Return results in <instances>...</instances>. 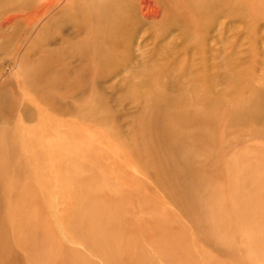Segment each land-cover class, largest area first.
<instances>
[{
  "label": "rangeland",
  "instance_id": "1",
  "mask_svg": "<svg viewBox=\"0 0 264 264\" xmlns=\"http://www.w3.org/2000/svg\"><path fill=\"white\" fill-rule=\"evenodd\" d=\"M14 1H0V24L18 17L0 26V264H38L47 252L55 256L39 264H174L172 254L264 264V250L228 220L250 192L247 183L238 201L230 195L244 167L259 172L264 199V0L210 9L192 37L171 25L155 40L141 20L130 61L105 74L75 51L87 53L91 30L61 24L102 0H34L56 6L31 26L7 13ZM251 100L255 113L236 118L233 108ZM169 113L182 130L177 150L162 136ZM200 126L213 143L189 138ZM104 200L137 228L132 258L107 235L90 238V209ZM97 213L107 230L112 220Z\"/></svg>",
  "mask_w": 264,
  "mask_h": 264
},
{
  "label": "bare ground",
  "instance_id": "2",
  "mask_svg": "<svg viewBox=\"0 0 264 264\" xmlns=\"http://www.w3.org/2000/svg\"><path fill=\"white\" fill-rule=\"evenodd\" d=\"M252 1V5H254L256 0ZM66 4H69L67 5L69 8H73L76 3L74 4V0H72ZM84 4L85 6L83 12L78 10L75 18H65V22L62 21L61 24L72 22L74 27H82L86 25V28L88 27V29L91 30L93 35L90 36L91 42L90 40L87 41L90 43L89 49H85L88 50L87 53L81 49H77L75 51L79 55H85L93 60L95 63L94 70L96 73L105 74L117 71L124 63H128L130 61L131 46L137 36V27L141 20H143V25L146 27L143 34L147 33V35H149L152 39H158V27L161 26L165 29L171 25H178L186 36L192 37V35L189 34V30H192L193 27H195L197 32L204 29L203 16H207L210 13V9H221L230 13L229 7L233 8L238 6V0H102L93 4L91 2H84ZM55 6L56 5L53 2L36 5L34 0H15L14 3L6 9V11H8L7 13L14 12L15 15L21 13V16L24 15L22 16V19L25 21L26 26H31L38 20L43 19L46 14H48V17L50 15L49 13H51L50 11L54 9ZM68 9L66 8L65 10ZM235 9L236 8H234L233 11ZM252 12L255 13L254 10ZM162 13L164 15V19L161 23H159L158 19ZM17 18L18 17L9 16L1 21L0 26L3 27L7 23L10 24ZM50 22L53 21H47V23ZM70 48H73V46ZM72 52H70V54H72ZM30 78H32V76H30ZM258 106L259 104L253 100L246 104L245 102L239 103L235 111L233 108L232 113L236 118L239 115L247 117L249 115L247 112L251 109L252 112L255 113ZM162 118L171 121V124L168 125L166 129L164 127L161 128L164 144L169 146L171 149L177 150L175 149L176 146L182 145L183 143L180 135L182 132L181 127L178 129V124L174 123L175 121H172L173 118L170 113L164 114ZM184 122L185 123L182 129L189 128V120L187 121V119H185ZM201 130L200 126V128L196 131V134H188L190 136L189 138L194 137L193 139H200L202 144L205 142L208 144L211 142L213 143L212 137H210L212 134L208 135L210 132H207V137L202 138L203 134L200 132ZM184 141H186V139ZM5 142L6 140L4 136H0V151L7 143ZM237 168L235 169L237 170ZM192 175H194V173ZM242 175L243 178H238L239 180L237 181L240 183L230 191V195L234 194V199L238 201L239 190L241 187L250 184L251 188L249 187L250 192L244 198V206L238 203L237 206L232 209L233 212L228 220H230L233 224L229 226V230L236 231L240 227L241 230H244V232L247 233L249 240H252L259 248L262 249L260 252H263L264 199L258 200L256 195V192L260 191V174L257 170L244 167ZM217 195L223 196L218 189ZM92 198L100 199L95 193L92 194ZM99 209H103L107 217H110V220H112L111 226L108 227L107 230L98 227L96 224L98 215H100L97 213ZM212 211L216 214L219 210L212 207ZM117 212L119 213V216L116 215ZM121 214L122 209L115 202L109 203L104 200L100 203L93 204L90 209V215L92 216L91 223L93 226L90 225L91 232L89 231V235H91V239L94 238L99 243H105V240H102V236L107 235L108 242L119 244L120 247H122V250H119L118 253L124 252L132 258V254H134L137 249V228L132 227L130 222L123 221L121 219ZM228 220L225 222V227L230 223ZM158 224L163 223L159 222ZM160 227L164 228V225H160ZM44 231L45 230L41 231V233L44 237V242L48 245L49 235H47ZM168 249L171 251L172 247H169ZM167 254L170 256L168 251ZM172 255L175 260L174 264H188L182 257H177L175 254ZM54 256V254H49V252H47L37 260L41 263L43 259H52ZM137 264L148 263L146 261L141 262L139 259Z\"/></svg>",
  "mask_w": 264,
  "mask_h": 264
}]
</instances>
